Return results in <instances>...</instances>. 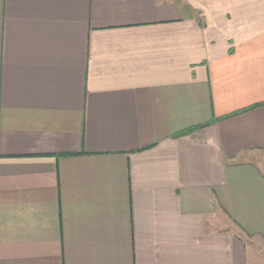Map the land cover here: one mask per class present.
<instances>
[{
	"label": "crops",
	"instance_id": "0c3cea01",
	"mask_svg": "<svg viewBox=\"0 0 264 264\" xmlns=\"http://www.w3.org/2000/svg\"><path fill=\"white\" fill-rule=\"evenodd\" d=\"M264 0H0V264H264Z\"/></svg>",
	"mask_w": 264,
	"mask_h": 264
},
{
	"label": "rangeland",
	"instance_id": "374dc122",
	"mask_svg": "<svg viewBox=\"0 0 264 264\" xmlns=\"http://www.w3.org/2000/svg\"><path fill=\"white\" fill-rule=\"evenodd\" d=\"M262 256H263V258H264V250H263Z\"/></svg>",
	"mask_w": 264,
	"mask_h": 264
}]
</instances>
